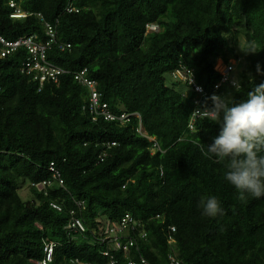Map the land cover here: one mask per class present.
<instances>
[{
    "label": "trees",
    "instance_id": "obj_1",
    "mask_svg": "<svg viewBox=\"0 0 264 264\" xmlns=\"http://www.w3.org/2000/svg\"><path fill=\"white\" fill-rule=\"evenodd\" d=\"M15 1L31 14L13 18L10 0H0V34L46 42L45 21L53 24L47 59L70 72L39 91L20 71L25 47L0 58V264H43L46 241L56 246L45 264H128L140 255L168 264L170 254L182 264H264V197L239 194L224 179L228 161L206 154L216 123L205 114L189 125L196 107L211 111L214 95L239 102L264 83V0ZM70 1L78 11L66 10ZM218 57L237 61L238 87L222 80ZM180 65L204 94L172 76ZM83 69L96 82L97 111L83 107L89 89L75 77ZM122 114H130L124 123ZM140 119L161 150L152 153L137 132ZM25 183L31 200L19 194ZM209 195L223 209L212 218L198 207ZM126 213L135 224L120 240L137 242L128 254L104 241ZM72 216L84 231L66 228Z\"/></svg>",
    "mask_w": 264,
    "mask_h": 264
},
{
    "label": "clouds",
    "instance_id": "obj_2",
    "mask_svg": "<svg viewBox=\"0 0 264 264\" xmlns=\"http://www.w3.org/2000/svg\"><path fill=\"white\" fill-rule=\"evenodd\" d=\"M156 28V25L148 26V30ZM229 78L232 84L239 86L235 77ZM212 99L213 106L206 115L219 130L212 143L206 146V154L216 162L228 161L224 179L239 194L256 199L264 197V83L248 91L247 97L239 102L229 103L220 95H214ZM133 115L140 117L139 113ZM189 125L193 127L191 121ZM136 130L152 142V153L161 150L156 137L148 134L141 119ZM198 207L201 215L209 218L223 212L215 195L201 198Z\"/></svg>",
    "mask_w": 264,
    "mask_h": 264
},
{
    "label": "built area",
    "instance_id": "obj_3",
    "mask_svg": "<svg viewBox=\"0 0 264 264\" xmlns=\"http://www.w3.org/2000/svg\"><path fill=\"white\" fill-rule=\"evenodd\" d=\"M9 5L13 8L10 16L13 18H23L27 17L31 14L28 12L15 1L10 0ZM68 12L71 11H78L79 8L73 5L72 1H70L66 7ZM42 20H44L43 16L39 13L38 14ZM46 31L45 34L49 37L46 42H41L37 40V34H24L15 39H9L4 35L0 34V58L6 57L13 51H16L19 47L23 46L27 49V56L25 60L22 62L20 67V71L23 74H26L31 78V80L36 81L38 83V90L40 91L46 82H53L55 84L60 83V77L68 73L70 71L53 64L47 59V51L51 47V45L56 41V34L57 30L55 26L47 21H45ZM69 46V44H68ZM61 49H64V46H61ZM234 69L232 65H227L226 69L222 72V80H226L230 76V72ZM172 76L176 78H180L182 80L187 81L189 84L194 85L195 91L198 95L204 94V89L201 85L196 83L194 70L192 68H188L186 65H180L177 67L173 72ZM75 77L79 80L83 85H86L89 89V97L88 102L89 106L85 104L83 107L88 108L92 111H97L98 107L101 106V98L100 94L96 88V82L90 79L86 75V69H83L79 72L75 73ZM220 84V83H219ZM218 86V85H217ZM196 103L198 101L195 100ZM105 106V104H102ZM207 110H200L196 108L192 114L191 119V126L192 120L198 116L205 115ZM130 115V114H129ZM128 114H122L119 116V120L124 122L128 117ZM110 118H115L114 115L107 114ZM51 169L54 171V177L57 178L60 184H63V180L60 177V173L55 170L54 164L51 163ZM39 189H45V182L36 184ZM77 205L84 208V201H76ZM52 207L57 209L58 211H62V206L57 202L51 203ZM135 224V220L133 219L130 213H126L119 222H113L107 225L106 229V236L104 237V241L109 239L110 242L115 244V249H122L125 254H128L131 251V247L133 245H137V242L134 238H127L126 242H122L120 238H122L123 233L129 229L130 226ZM66 228L70 231H84L85 225L82 222L80 217L72 216L69 220ZM172 231L176 230L175 226H171ZM141 236L145 237V233L141 232ZM169 243H175L176 239L173 235L169 237ZM56 246V242L54 241H46L45 245V252H46V259L42 261L43 264L50 261L52 259V254L54 247ZM105 255H109V250L104 251ZM76 264H90L88 262L79 261L78 259L75 260ZM113 263V260L111 261ZM128 264H152L150 261L143 255L139 256V259L128 258ZM168 264H182L177 258L175 254L169 255V263Z\"/></svg>",
    "mask_w": 264,
    "mask_h": 264
},
{
    "label": "rangeland",
    "instance_id": "obj_4",
    "mask_svg": "<svg viewBox=\"0 0 264 264\" xmlns=\"http://www.w3.org/2000/svg\"><path fill=\"white\" fill-rule=\"evenodd\" d=\"M240 42L241 44H239V48L241 50H243V43H244V38H240ZM231 63L234 65V70L233 72L236 74V71H238V65H237V61L234 59V58H231L230 59ZM236 65V67H235ZM215 68L219 71H224L226 69V63L224 62V58L222 57H218L217 58V61H216V64H215ZM232 72V74H233ZM19 194L21 195V197L25 200H31L33 199V194L32 192H30L29 190V187H28V184L25 183L24 185H21V187L19 188Z\"/></svg>",
    "mask_w": 264,
    "mask_h": 264
}]
</instances>
